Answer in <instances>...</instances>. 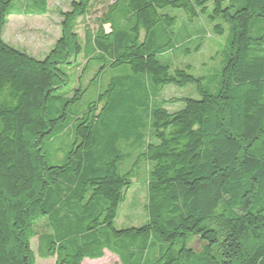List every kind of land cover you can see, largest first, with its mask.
I'll use <instances>...</instances> for the list:
<instances>
[{"label": "trees", "instance_id": "1", "mask_svg": "<svg viewBox=\"0 0 264 264\" xmlns=\"http://www.w3.org/2000/svg\"><path fill=\"white\" fill-rule=\"evenodd\" d=\"M241 2L236 8L227 0H116L106 6L98 25H108L109 33L87 32L94 49L82 55L79 79L96 64L93 79L123 68L131 83L145 79L153 91L190 85L198 96L148 107L143 136L129 123L122 126L125 97L108 103L117 77L79 115L69 117L66 109L79 100L81 87L72 96L58 95L68 86L65 69H76L83 54L73 24L88 15L90 0L71 3L60 37L40 60L4 42L13 0H0V264H35L30 241L45 221L57 239L39 236L37 253L55 264L100 259L103 250L120 264H264V0ZM21 3L23 15L47 12L46 0ZM169 9L181 10L188 23L201 15L218 21L216 36L228 26L224 64L210 86L189 67L171 69L158 59L173 49L159 44L161 35L174 36ZM52 101L62 104L54 117ZM177 103L183 107L166 109ZM67 128L65 155L46 154ZM121 142L140 149L124 172L119 164L131 154L120 152ZM140 161L147 172L146 221L117 229ZM191 238L201 243L198 253Z\"/></svg>", "mask_w": 264, "mask_h": 264}, {"label": "rangeland", "instance_id": "2", "mask_svg": "<svg viewBox=\"0 0 264 264\" xmlns=\"http://www.w3.org/2000/svg\"><path fill=\"white\" fill-rule=\"evenodd\" d=\"M22 1L13 0V4L9 10L10 15L7 17L3 29L2 38L8 45L15 49L24 50L29 55L40 60L50 51L55 41L60 37L63 14L70 11L71 3L76 0H46L47 12L41 16L21 14V7L24 6L21 3ZM114 1L116 0H90L88 15L85 18L79 17L75 20L73 31L83 47V54L78 57V67L76 69L73 67L65 69L68 76V86L63 91H59L58 95L72 96L74 91L78 87H81L83 93L79 100L66 109L69 117L79 115L86 110L90 102L97 98L99 93H103L107 89L110 80L117 77L118 85L111 91L109 105L115 100L125 97L124 103L126 104V108L123 110L125 112V123L122 126L126 128V125L129 123V128L137 135L142 134L143 136H147L146 109L148 107H157L160 102L168 99L198 98V96L194 87L190 85L186 87L169 85L159 91H153L145 79H140L142 82L140 85L136 84L137 82H133L135 80H131L133 82L131 83L130 80H124L122 76L123 68L107 70L102 74L100 79H93L98 68L96 64L90 65V68L79 79L80 71L86 62L82 55L88 56L94 49L87 39V32H93L95 36L99 34L98 18L106 6ZM241 4V0H227V5H233L234 8L239 7ZM167 13L170 16L176 17L173 27L174 36L161 35L159 44L162 47L168 43L173 49L165 52L158 59L171 69L189 67L188 72L191 75L203 77L204 85L210 86L211 83L213 84L216 81L218 73L224 64L228 49V26L224 24V33L216 36L212 32V27L219 22L211 23L207 15H201L192 23H188L185 14L181 10L169 9ZM100 30L107 34L109 33V26L105 25ZM198 43L201 44V49L196 51L194 47ZM49 106L50 114L53 117L55 116V112L62 108V104L57 101H52ZM166 107L169 112H174L181 109L183 104H171ZM62 130L60 128L57 132L59 133ZM119 132L123 133L121 129ZM70 140L71 135L67 128L54 141H51L49 147L45 148L46 154L57 155L62 158L68 150ZM46 146H48L47 143ZM118 149L122 153L131 154L130 159L119 164L120 171L124 172L130 169L140 149L132 147L125 142H121ZM132 182V188L129 190L127 199L120 207L119 215L115 220V227L117 229L132 226L139 227L146 221L144 207L146 204L147 172L146 164L143 161H140L135 168ZM45 222L40 223L36 227L37 236L30 241L35 264H55L54 257L43 259L37 253V240L39 236H52L51 238L54 241L57 239L56 235H52L51 224H45ZM189 245L194 252L198 253L200 251L201 243L198 239L191 238ZM152 258L151 250L150 255L147 256V260H151ZM83 264H119V261L112 253L104 252L102 259L97 261L84 259Z\"/></svg>", "mask_w": 264, "mask_h": 264}, {"label": "crops", "instance_id": "3", "mask_svg": "<svg viewBox=\"0 0 264 264\" xmlns=\"http://www.w3.org/2000/svg\"><path fill=\"white\" fill-rule=\"evenodd\" d=\"M118 215H119V212H118ZM104 252H108V253H111V252H109V251H107V250H103V255H104ZM113 254V253H112ZM114 255V254H113ZM115 257H117L116 255H114ZM103 258V257H102ZM102 258H100V259H102ZM118 258V257H117ZM85 259H88V258H85ZM100 259H90V260H95V261H97V260H100ZM83 261H84V259H83ZM83 261H82V263L81 264H83ZM118 261H119V259H118ZM119 264H120V261H119Z\"/></svg>", "mask_w": 264, "mask_h": 264}]
</instances>
